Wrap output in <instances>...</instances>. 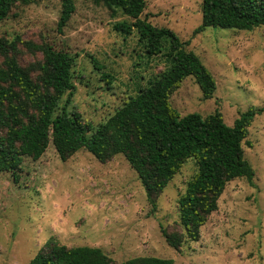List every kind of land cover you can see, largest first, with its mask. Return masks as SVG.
Returning <instances> with one entry per match:
<instances>
[{"label":"rangeland","instance_id":"rangeland-1","mask_svg":"<svg viewBox=\"0 0 264 264\" xmlns=\"http://www.w3.org/2000/svg\"><path fill=\"white\" fill-rule=\"evenodd\" d=\"M145 1L140 16L171 29L216 82L213 96L202 99L194 78L186 77L169 98L181 115L219 111L231 126L249 107L264 108V25L252 30L210 26L194 34L201 23V0ZM74 2L62 32L57 29L61 1L34 0L10 11L0 23V36L19 35L69 52L74 88L66 109L79 112L95 128L166 62L145 54L134 28L130 35L113 28L131 17L119 11L112 15L91 0ZM25 57L34 60L31 53ZM104 72L111 75L110 83ZM67 96L65 92L54 114L61 112ZM245 140L243 156L255 172L252 183L242 177L228 182L199 239L184 238L178 249L166 243L161 228L183 231L177 201L196 172L192 159L168 182L153 208L123 154L101 162L80 149L61 160L50 142L40 158H24L16 177L0 172V264H27L50 238L66 247H98L115 262L156 256L173 264H264V110L255 114Z\"/></svg>","mask_w":264,"mask_h":264},{"label":"trees","instance_id":"trees-1","mask_svg":"<svg viewBox=\"0 0 264 264\" xmlns=\"http://www.w3.org/2000/svg\"><path fill=\"white\" fill-rule=\"evenodd\" d=\"M60 1L57 29L62 32L75 11V2ZM91 1L105 6L112 15L119 11L131 17V22L117 21L113 28L128 35L134 28L145 54L149 58L161 56L166 67L93 128L79 112L66 109L74 88V58L69 52L47 42L35 44L19 35L0 36V172L16 177L24 158H40L50 142L61 160L80 149L101 162L121 153L155 208L157 196L192 159L196 172L177 201L183 231L161 228L166 243L178 249L184 238L199 239L200 228L217 210L228 182L242 177L252 183L255 172L243 156L242 143L255 114L264 108L249 107L231 126L219 111L204 117L197 113L181 115L169 98L186 77L194 78L202 99L211 98L216 89L214 77L199 57L187 50L186 43L171 29L140 16L146 8L145 0ZM32 2L0 0V23L14 7ZM200 11L201 23L194 34L210 26L252 30L264 25V0H201ZM28 53L33 54V61L26 59ZM93 62L102 68L96 60ZM102 77L111 82L110 74L104 72ZM65 92L68 96L61 112L54 114ZM27 264H173V260L137 256L115 262L98 247H66L50 238Z\"/></svg>","mask_w":264,"mask_h":264}]
</instances>
